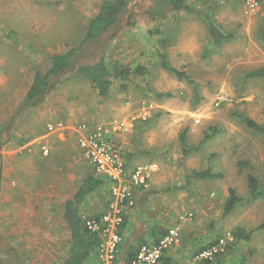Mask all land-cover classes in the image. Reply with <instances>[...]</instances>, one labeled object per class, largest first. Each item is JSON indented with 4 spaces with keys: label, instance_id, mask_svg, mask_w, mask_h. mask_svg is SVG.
Returning a JSON list of instances; mask_svg holds the SVG:
<instances>
[{
    "label": "rangeland",
    "instance_id": "374dc122",
    "mask_svg": "<svg viewBox=\"0 0 264 264\" xmlns=\"http://www.w3.org/2000/svg\"><path fill=\"white\" fill-rule=\"evenodd\" d=\"M104 1L0 0V49L13 48L14 54L29 58L30 75L24 76V81H33L36 72L49 71L54 56L79 47ZM124 1L119 24L96 43L83 47L75 62L89 65L101 57L106 60L113 76L107 99L99 97L74 69L52 76L53 90L43 99L26 103V91L9 97L22 100L24 118L38 117V128L51 121L116 125L137 113L141 104H151L153 118L137 122L132 133L118 134L116 142L128 172L131 162L135 167L146 162L161 167L160 187L150 190L160 196L149 207L143 204L146 208L141 211L162 222V237L179 225L181 243L177 246L189 251L177 264H198L201 250L220 238L233 237L238 227L253 231L250 240H234L218 259L223 264H264V229H259L264 223V199L244 202L223 217L230 189L244 200L249 197V175L257 177L264 189V137L234 117L242 114L264 126V78H246L249 72L264 68V0L255 13L248 11L247 0H187L199 14L174 11L162 0ZM205 16L235 39L215 46ZM162 55L187 79L163 70ZM138 66L144 67L141 75L134 73ZM184 149L190 151L187 156ZM85 160L88 167L93 166ZM207 169L222 177L189 182L191 173ZM156 176L155 172L153 181ZM102 179L111 199L112 183ZM45 181L50 182V177ZM190 213L193 219L179 221ZM35 221L32 218L31 222ZM140 223L145 233L151 230L143 217ZM6 224L14 221H0V264H36L35 259L43 264L47 258L55 259L57 251L68 249L70 238L65 231L60 232L58 241L43 235L22 241L8 236ZM125 225L117 264H126L125 250L137 243V231L126 240ZM60 243L64 247L59 248ZM137 246H132V251ZM122 247L124 256L119 258ZM94 257L87 264H93Z\"/></svg>",
    "mask_w": 264,
    "mask_h": 264
},
{
    "label": "crops",
    "instance_id": "0c3cea01",
    "mask_svg": "<svg viewBox=\"0 0 264 264\" xmlns=\"http://www.w3.org/2000/svg\"><path fill=\"white\" fill-rule=\"evenodd\" d=\"M30 68L29 58L14 54L13 48L1 47L0 221H14V224H6L5 229L9 232L8 236L22 238V241L24 237H40L41 235L55 237V240L58 241L60 232L65 231L68 238L71 236L70 229L64 219L65 204L75 198L83 181L89 176L100 179L102 177L96 174L94 166L88 167L87 165L83 151L77 141L78 125L76 126L69 121L64 124L51 121L38 128V117L33 118L30 115L24 118L23 113L21 114L24 106L22 100L9 97L10 94L16 92L26 91L27 93L29 91L33 81L27 80L25 82L24 76L28 78ZM20 124L22 126L18 129ZM49 124L56 126L54 131L48 130ZM43 146L49 148L50 153L48 155L43 154ZM128 157L130 156L128 155ZM146 163L154 164L157 167L156 180H152L151 189L154 186L155 188L160 187L158 183L161 167L156 162ZM131 164L132 166L130 165L129 168L133 170L135 164L133 162ZM48 176L50 182L45 181ZM106 188V184H103L102 187L85 197L79 206L82 217L88 214L96 218L107 210L110 197H107ZM150 190L138 189L136 206L128 210L123 231L126 240L128 236H135L137 231L136 237L139 247L137 246L138 248L133 251L132 246L137 243L126 250L122 247L119 258L124 256V250L128 254V259L130 254L136 253L141 246L154 245L162 238V222L152 219L156 217H146L141 211L153 205L156 197L160 196V194H152ZM142 217L151 224V230L147 233H145V229L140 227ZM32 218L36 220L35 223L31 222ZM130 225L131 227H128ZM70 240H68V249H64L63 252L55 249L57 251V254L54 255L55 259L47 258L43 264H63L70 254ZM131 242L134 241L131 239ZM34 243L36 246L39 245L38 241ZM58 246L61 248L64 247V244L60 243ZM186 251L189 250H184L182 246L167 251L162 264L181 262L186 256ZM38 261L35 259L33 262L39 264ZM92 261L95 262L96 257Z\"/></svg>",
    "mask_w": 264,
    "mask_h": 264
},
{
    "label": "trees",
    "instance_id": "16d2710c",
    "mask_svg": "<svg viewBox=\"0 0 264 264\" xmlns=\"http://www.w3.org/2000/svg\"><path fill=\"white\" fill-rule=\"evenodd\" d=\"M162 2H166L169 6H171L172 10L177 12L199 14L196 9L187 3V0H162ZM125 7L126 3L124 0H105L101 4L96 16L89 22L85 38L79 47L73 48L66 53L54 56L51 68L46 74H42L41 72L35 73L32 85L26 95V103H31L46 97L47 94L53 90V86L50 84V78L52 76H59L70 69L75 70V75L77 77H83L89 81L91 86L98 92L99 97L107 99L113 87V76L106 60L101 57L96 63L89 65H76L75 62L80 50L83 47L96 43L119 24V16ZM205 21L207 22L211 42L215 46L232 42L235 39L234 35L223 32L215 24L211 17L205 16ZM261 35L262 41L264 42V30ZM161 67L163 70L174 74L179 79H187L186 74H183L169 64L166 55L161 56ZM143 72V66H138L134 70V73L138 75L143 74ZM126 74H129L128 70L126 71ZM246 78H264V68L249 72L246 75ZM234 117L246 128L264 137V126L242 114L235 113ZM181 139V142L185 145L186 139L184 135ZM189 152V150L184 149L185 156H187ZM221 177L222 174H215L210 169H207L191 173L188 176V180L191 182L192 179L206 180L219 179ZM103 184H105L103 179L89 176L83 181L75 198L65 204L64 219L71 233V248L69 257L63 264H87V262L94 257V255L97 257L100 239L97 235L92 234L85 229L83 217L79 212V206L85 197L94 192L97 188L102 187ZM248 187L249 197L247 200L240 198L234 189L229 190V199L224 208L223 217L230 215L244 202L254 203L258 200L264 199V189L260 187L259 181L254 175L248 176ZM259 229H264V223L259 227ZM252 233L253 231L247 232L245 229L238 227L235 231H233L232 235L236 241H249ZM135 254L136 253L130 254L126 261L127 264L133 259ZM218 257L213 261H199L198 264H223Z\"/></svg>",
    "mask_w": 264,
    "mask_h": 264
},
{
    "label": "built area",
    "instance_id": "2783aa9c",
    "mask_svg": "<svg viewBox=\"0 0 264 264\" xmlns=\"http://www.w3.org/2000/svg\"><path fill=\"white\" fill-rule=\"evenodd\" d=\"M247 4L248 11L255 13L259 10L260 0H247ZM153 112L151 104H141L137 113L116 125L78 126L77 141L84 157L95 167L99 176L112 183V197L107 210L98 218L83 216L85 229L100 239L95 264H117V254L122 243L121 229L127 212L136 205L138 189H151L153 175L157 171L154 164L144 163L128 172L124 153L116 142V136L132 133L136 123L151 120ZM55 128L53 124L48 125L49 131H54ZM42 151L44 155L50 153L47 146H43ZM193 217L194 215L190 213L180 217L179 221L191 220ZM232 242H234L232 236L228 239L220 238L216 243L199 252L197 260L213 261L218 256L224 255ZM180 243L181 228L176 225L170 228L156 244L141 246L128 264H162L165 253Z\"/></svg>",
    "mask_w": 264,
    "mask_h": 264
}]
</instances>
